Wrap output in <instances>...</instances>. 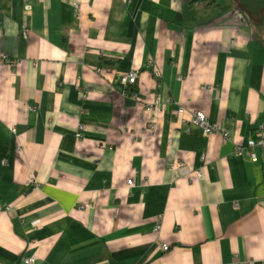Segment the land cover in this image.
Segmentation results:
<instances>
[{"label":"crops","instance_id":"0c3cea01","mask_svg":"<svg viewBox=\"0 0 264 264\" xmlns=\"http://www.w3.org/2000/svg\"><path fill=\"white\" fill-rule=\"evenodd\" d=\"M261 123L233 0H0V264H264Z\"/></svg>","mask_w":264,"mask_h":264},{"label":"built area","instance_id":"2783aa9c","mask_svg":"<svg viewBox=\"0 0 264 264\" xmlns=\"http://www.w3.org/2000/svg\"><path fill=\"white\" fill-rule=\"evenodd\" d=\"M75 7H77L76 4H75ZM2 59L7 60L8 58L6 57V55H2L1 60ZM137 77H138V71L137 69H134V68L126 73L120 74V80L124 85L136 84ZM157 101H158V95H156V97L154 98L152 105L157 104ZM190 122L193 125H197L198 127H200L203 133L205 134H211V133L217 132V133H223L224 139L230 138V135L226 133L220 125H218L215 122L209 121L205 111L202 109L191 110ZM81 128L82 126H79V129ZM148 128L151 131L157 132L158 127L155 122H150L148 125ZM77 136H80V132H77ZM255 147H260L261 149L264 150V123H261L254 128L251 136L246 140V143L244 146H239V145L235 146V153H239L242 149H244L245 152L249 155L251 161L254 162L257 160V156L254 151ZM170 167L171 169L178 170L179 173H181V175H189L190 173L191 174L194 173L196 174V176L201 175V172L199 170L190 171V169H188L187 165L185 164L173 163ZM131 183H132V179H128L127 185H131ZM159 229H160V225L157 224L154 230H159ZM161 249L166 251L169 249V245L167 243H162ZM33 261H34L33 257L24 258V262L27 264H32Z\"/></svg>","mask_w":264,"mask_h":264},{"label":"trees","instance_id":"16d2710c","mask_svg":"<svg viewBox=\"0 0 264 264\" xmlns=\"http://www.w3.org/2000/svg\"><path fill=\"white\" fill-rule=\"evenodd\" d=\"M206 1V0H200ZM212 2L213 0H207ZM236 9L248 20L253 36L264 45V0H233Z\"/></svg>","mask_w":264,"mask_h":264}]
</instances>
